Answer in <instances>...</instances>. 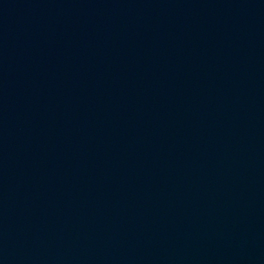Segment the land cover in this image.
I'll use <instances>...</instances> for the list:
<instances>
[{"label":"water","instance_id":"1","mask_svg":"<svg viewBox=\"0 0 264 264\" xmlns=\"http://www.w3.org/2000/svg\"><path fill=\"white\" fill-rule=\"evenodd\" d=\"M0 264H264V0H0Z\"/></svg>","mask_w":264,"mask_h":264}]
</instances>
